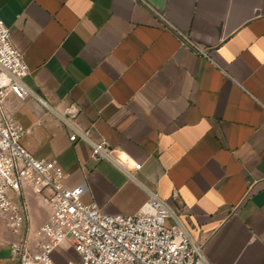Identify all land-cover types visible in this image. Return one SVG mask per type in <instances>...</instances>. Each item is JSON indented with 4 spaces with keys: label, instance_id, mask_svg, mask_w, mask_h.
Instances as JSON below:
<instances>
[{
    "label": "crops",
    "instance_id": "obj_1",
    "mask_svg": "<svg viewBox=\"0 0 264 264\" xmlns=\"http://www.w3.org/2000/svg\"><path fill=\"white\" fill-rule=\"evenodd\" d=\"M0 20L45 102L5 98L28 152L104 214H133L153 192L210 264H264V0H0ZM69 109L141 167L128 175L70 142L55 116ZM27 200L35 230L48 212ZM17 239L0 219V264H18ZM74 257L64 246L52 261Z\"/></svg>",
    "mask_w": 264,
    "mask_h": 264
},
{
    "label": "built area",
    "instance_id": "obj_2",
    "mask_svg": "<svg viewBox=\"0 0 264 264\" xmlns=\"http://www.w3.org/2000/svg\"><path fill=\"white\" fill-rule=\"evenodd\" d=\"M177 35L195 53L206 56L182 34ZM28 73L22 52L0 20V219L18 236L11 244V259L18 264H54L52 254L66 246L75 255L67 264H210L183 212L157 194L149 192L133 214H104L96 204L83 202V185L65 186L54 159H37L24 148L21 140L27 129L7 112L4 102L12 95L18 101L33 98L45 105L23 83ZM55 116L68 130L70 142L89 146L92 159L107 161L128 175L141 167L127 156L116 157L105 140L93 139L92 128L80 129L75 124L77 110ZM27 192L48 212L35 230L30 227Z\"/></svg>",
    "mask_w": 264,
    "mask_h": 264
},
{
    "label": "bare ground",
    "instance_id": "obj_3",
    "mask_svg": "<svg viewBox=\"0 0 264 264\" xmlns=\"http://www.w3.org/2000/svg\"><path fill=\"white\" fill-rule=\"evenodd\" d=\"M121 159H123V158L121 157Z\"/></svg>",
    "mask_w": 264,
    "mask_h": 264
}]
</instances>
